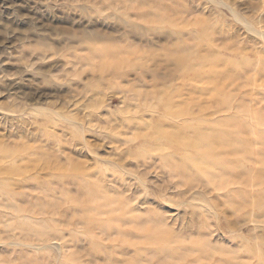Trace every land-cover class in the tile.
Here are the masks:
<instances>
[{"label": "rangeland", "instance_id": "374dc122", "mask_svg": "<svg viewBox=\"0 0 264 264\" xmlns=\"http://www.w3.org/2000/svg\"><path fill=\"white\" fill-rule=\"evenodd\" d=\"M5 25L0 264H264V0H0V32ZM206 27L211 53L198 45ZM30 34L51 43L16 40ZM192 44V57L178 61ZM238 125L241 143L231 147L245 156L212 142L204 153L186 146ZM157 127L168 131L159 140ZM199 164L229 182L211 184ZM83 175L116 200L124 231L142 239L139 225L159 222L172 239L123 245L96 226L97 237L86 234L76 201L87 192ZM39 203L58 204L60 239L26 235L55 213Z\"/></svg>", "mask_w": 264, "mask_h": 264}, {"label": "bare ground", "instance_id": "6f19581e", "mask_svg": "<svg viewBox=\"0 0 264 264\" xmlns=\"http://www.w3.org/2000/svg\"><path fill=\"white\" fill-rule=\"evenodd\" d=\"M4 29H6V25L2 27V30L0 32V37L2 36V33L6 32V31H4ZM210 31H211V29L208 28V27L203 29L202 33L199 35V38H198V40H200L198 45L200 44L201 46L205 47L204 44H208L209 51L211 53V52H213V49H212L213 47H212V34L210 33ZM43 32H45V30H43ZM67 35L70 37V38H68L69 40L70 39H73V40L80 39L81 40L80 36L79 37L75 36L72 33H67ZM83 37H86V38H88L90 40H94V39H96L98 37V35L96 33H89V34H87L86 36H83ZM58 39H59V41L63 40L62 37L58 38ZM16 40L22 41L24 43L25 42H35V43H39V44H49V43H51V42H49L50 40L48 39L46 34L21 35V36H17ZM193 47H195V46H193V44H192V45H187V46H185L184 48H182L180 50H177L174 53L176 59L178 61H180V62H187L192 57V54H194L193 53L194 52ZM197 57L199 59H202V58L205 59V58L208 57V55L205 56L203 54H199V56H197ZM219 82H217V81L211 82L213 90H215V92L218 93V94L224 88V85L221 82L220 83ZM241 127H242L241 125H238V126H236L235 129H231V128L227 129L226 128L225 130L221 131L220 133L213 134V135H210V136H207V135L198 136L197 138L192 139L189 142H186V146L188 148L198 149V151L200 153H204L205 150H206L205 148H206L207 143L212 142V143L215 144V146L217 148H219L221 150H224L225 148L231 149L230 151H228V153L224 152V153H226V155L232 153V155H236V157L237 156L241 157V155L245 156V154H244L245 152L242 153L240 151V147L237 148V149H233L232 148L234 146V144H239L240 145V143H241L240 142V138L238 139V137H237L242 131ZM154 131H155V134H157L156 138L158 140L161 139V138H164V136L168 134V131L166 129L160 128V127H157V129H154ZM206 134H208V133H206ZM205 139H207V140H205ZM173 140H176V139L172 138L170 141H173ZM205 141H207V142H205ZM261 141H262V139H261ZM247 149L249 150V148H247ZM251 150L253 151L252 148H251ZM0 151H1V153H3L2 150H0ZM261 152H259V153H261ZM6 155H11V153L7 152ZM219 156H217V157H219ZM248 156L250 157L251 155L249 154ZM167 160H170V159H167ZM244 160L245 159H243V161ZM183 161H182V163H180L181 161L180 162L179 161L175 162V161H173V159H171L170 165L172 166V168H174L181 176H183L189 182L195 183L197 181L195 178H192V177H189L188 175H186V173H185L186 172V167H185V165H183L184 164ZM203 161H205V160H203ZM228 161L227 162L225 161V162L228 163ZM259 161L262 162V160H259ZM208 163H210V162H208ZM240 163H241V161H240ZM199 167H200V169H202V170L207 172L208 177H209L207 179V181L210 182L211 184L218 183V184H220V186H221V184L224 186L225 184H227L229 182V181L226 180V178L223 177L224 174L223 175H219V174H216V173H213V172L209 173L208 171L210 169H209V167L207 165H205V164L204 165H202V164L200 165L199 164ZM86 177H87L86 175H83L81 177L82 178V184H84V182L86 181ZM198 178H199V176H198ZM84 186L87 188L86 194L82 198H77L76 201H77V204H78L79 212L82 213L83 219L88 220L89 223H90L89 226L85 228L86 234H88V235H90L92 237H97L96 234L93 231V229L96 226L97 229H100L101 233H104V234L111 233L108 236L105 235L107 237L112 236L113 233L119 234L121 236V238L124 240L123 241V245L126 242H129V240H131L133 242L135 240H138V241L139 240L140 241L144 240V241H148V243H159L160 244V243L166 242L169 239H172L171 236H170V233L168 231L164 230L161 227L159 222H156V223L151 224V225H144V224L139 225L138 230H137L138 232L136 231L137 232L136 234H138L140 232V234L143 235L142 236L143 240L141 238H139V236H137V235L132 236L133 235L132 233H131L132 235H130L127 231H124L122 229V226L120 225L122 222H127L126 221L127 218H125V214L121 213V208H117V207L114 206V203H115L116 200H114L110 195H108V191L104 188L103 184L99 182L98 184L90 183V185H89V183L87 182ZM69 199L73 200V198H69ZM34 207H39L38 209H40L41 211H46L48 209L55 210V209H57L58 204L57 203H53V204L39 203V204H36ZM54 212L55 213L50 218H43L42 221L38 224L37 229L30 228V227H26L24 229L25 233H26V235L28 236L29 239H33V237L34 238L36 237L38 239H42L45 242L50 241L52 239H60V236L63 233V231L61 230V228L59 226V220L56 217V215H57L56 212L57 211L55 210ZM104 216H106V218H104ZM92 227H93V229H92ZM131 238H133L134 240H132ZM110 239H112V238H110ZM138 241H135V243H137ZM95 244L96 245L98 244V246H99V245H101V242L99 243L98 240H97L95 242ZM108 254H110L109 257H111L112 254L111 253H108ZM31 260H32L31 258L25 259L24 260V262H25L24 264H29L31 262ZM109 261H111V260H109ZM138 261L139 260L137 259L133 264H140ZM75 263L76 264H81V261H80V259H78V258H76L74 256H67L62 261V264H75ZM110 264H118V263L112 262ZM124 264H128V263L125 262Z\"/></svg>", "mask_w": 264, "mask_h": 264}]
</instances>
